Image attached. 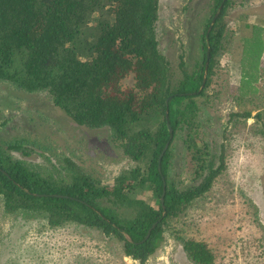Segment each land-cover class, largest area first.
<instances>
[{
	"label": "trees",
	"instance_id": "obj_1",
	"mask_svg": "<svg viewBox=\"0 0 264 264\" xmlns=\"http://www.w3.org/2000/svg\"><path fill=\"white\" fill-rule=\"evenodd\" d=\"M229 2L212 0L199 63L189 72L180 62L174 76L156 39L159 0H0V81L45 94L78 126L107 129L111 144L132 164L111 185L71 162L63 171L67 177L56 179L13 159L8 152L22 151L21 145L8 142L0 149L3 214L38 217L53 230L73 225L94 231L139 264L170 229L188 261L215 264L209 241L219 239L216 228L223 223V212L217 215L215 207L233 206L235 200L229 195L223 202L219 179L225 167L208 159L201 118L204 107L221 103L228 87L215 80L223 54H230L229 66L238 74L237 100L264 98V18L239 17L231 31L225 20ZM129 77L133 82L125 86ZM249 116L245 111L243 117ZM176 135L190 159L186 180L194 184L169 175Z\"/></svg>",
	"mask_w": 264,
	"mask_h": 264
},
{
	"label": "rangeland",
	"instance_id": "obj_2",
	"mask_svg": "<svg viewBox=\"0 0 264 264\" xmlns=\"http://www.w3.org/2000/svg\"><path fill=\"white\" fill-rule=\"evenodd\" d=\"M211 4L212 0H159L156 39L174 76H178L180 62L189 72L199 63L201 33ZM229 6L225 20L231 31L239 17H249L251 22L264 18V0H230ZM230 63V54H223L220 77L215 80L228 87L222 89L221 103L204 107L201 118L210 147L208 159L215 167L221 163L225 167L219 179L223 202L229 195L235 200L233 206L224 208L221 202L215 207L217 215L223 212V223L216 228L219 239L212 237L209 243L215 264H264V98L262 102L259 95L250 101L237 100L238 74ZM132 82L129 77L123 83ZM211 87L209 93L216 88L214 82ZM260 87L264 95V78ZM245 111L250 112L247 119ZM231 114L238 117L231 118ZM109 138L105 128L75 124L45 94L27 93L0 81V149L18 141L22 151L8 154L27 168L58 179L67 177L63 171L71 162L102 185H111L132 164ZM190 171L182 137L176 135L169 175L190 185L192 181L186 180L191 179ZM45 225L38 217L4 215L0 208V264H139L121 256L119 245L99 233L73 225L55 230ZM145 264L192 263L168 229Z\"/></svg>",
	"mask_w": 264,
	"mask_h": 264
},
{
	"label": "water",
	"instance_id": "obj_3",
	"mask_svg": "<svg viewBox=\"0 0 264 264\" xmlns=\"http://www.w3.org/2000/svg\"><path fill=\"white\" fill-rule=\"evenodd\" d=\"M221 7H222V5L219 7L218 12L213 16V18H212V20H211V23H210V25H209V27H208L207 33H206V37H207L209 31L211 30V28H212V26H213V24H214L216 18L218 17L219 12H220V10H221ZM208 59H209V50H207V52H206V64H205V72H204L205 74L203 75L204 77H203V83H202V85H201V88L203 87L204 82H205V79H206L205 75H206V68H207V64H208V63H207ZM169 99H170V98H168V99L166 100V103L169 101ZM166 118H167V113H166ZM167 127H168L169 132L171 133L172 130H171L170 125H169L168 123H167ZM166 148H167V145H165V147H164V149H163V152L165 151ZM163 152L160 154V156H159V158H158V163H159L160 160H161V157H162ZM158 169H159V166H158ZM161 203H163V197L161 198Z\"/></svg>",
	"mask_w": 264,
	"mask_h": 264
}]
</instances>
